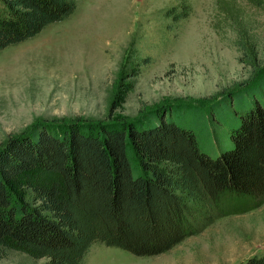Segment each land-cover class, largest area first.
<instances>
[{
  "label": "trees",
  "instance_id": "1",
  "mask_svg": "<svg viewBox=\"0 0 264 264\" xmlns=\"http://www.w3.org/2000/svg\"><path fill=\"white\" fill-rule=\"evenodd\" d=\"M74 7V0H0V48ZM179 7L175 20L189 12L184 0ZM215 7L222 26L240 22L238 0H216ZM257 72L228 95H254L264 66ZM166 110L132 119L39 120L9 134L0 142V256L14 248L43 257L41 264H83L93 243L156 254L217 216L263 202L264 95L240 111L229 145L214 154ZM244 264H264V252Z\"/></svg>",
  "mask_w": 264,
  "mask_h": 264
},
{
  "label": "rangeland",
  "instance_id": "2",
  "mask_svg": "<svg viewBox=\"0 0 264 264\" xmlns=\"http://www.w3.org/2000/svg\"><path fill=\"white\" fill-rule=\"evenodd\" d=\"M181 1L74 0L64 18L0 48V142L39 120L132 119L164 106L204 151L229 145L240 111L264 95V83L254 95H228L264 66V2L238 0L240 22L226 27L216 0H184L189 12L175 20ZM263 252L264 199L156 254L93 243L83 264H244ZM43 260L14 248L0 256Z\"/></svg>",
  "mask_w": 264,
  "mask_h": 264
}]
</instances>
